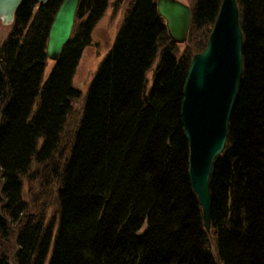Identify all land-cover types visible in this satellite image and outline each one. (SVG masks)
Masks as SVG:
<instances>
[{
  "label": "trees",
  "instance_id": "16d2710c",
  "mask_svg": "<svg viewBox=\"0 0 264 264\" xmlns=\"http://www.w3.org/2000/svg\"><path fill=\"white\" fill-rule=\"evenodd\" d=\"M63 1L24 0L0 45V264H264V0H237L243 73L211 178L210 233L190 181L182 102L191 60L206 48L223 0H195L182 50L157 0H132L61 154L81 95L76 70L110 7L81 0L72 37L45 78ZM36 166L47 169L38 179L57 182L49 221L24 196Z\"/></svg>",
  "mask_w": 264,
  "mask_h": 264
},
{
  "label": "water",
  "instance_id": "95a60500",
  "mask_svg": "<svg viewBox=\"0 0 264 264\" xmlns=\"http://www.w3.org/2000/svg\"><path fill=\"white\" fill-rule=\"evenodd\" d=\"M45 4L49 0H38ZM24 0H0V20L13 24ZM81 0H64L51 25L47 41L49 60L57 62L69 42ZM169 36L178 45L188 41L192 8L182 0H157ZM244 33L237 0H223L206 48L193 56L184 86L182 120L190 145L189 176L211 232L213 194L211 178L216 159L223 154L243 73Z\"/></svg>",
  "mask_w": 264,
  "mask_h": 264
},
{
  "label": "rangeland",
  "instance_id": "374dc122",
  "mask_svg": "<svg viewBox=\"0 0 264 264\" xmlns=\"http://www.w3.org/2000/svg\"><path fill=\"white\" fill-rule=\"evenodd\" d=\"M132 0H125L124 3L116 8L114 6L115 0H110V7L107 10L105 16L101 19L96 29L93 32L92 43L88 46L80 59L79 65L74 77V86L81 92L79 98L74 100L72 104L71 112L67 117L65 125V131L62 142V153L67 152L66 147L70 145V141L73 140L75 131L83 116L84 106L86 103L88 91L90 85L96 75V72L107 56L110 48L113 46L117 33L123 23L127 9ZM187 4L193 6L195 0H182ZM11 26H6L0 20V45L6 40L11 32ZM183 46H181V50ZM160 56H158L157 62L154 67L147 74V92H149L154 82V71ZM53 61H50L46 70L45 78L53 67ZM59 158V155L57 156ZM57 158V159H58ZM46 171L45 167L36 166L35 172L36 178L32 181L28 178H24V196L28 200L35 210H42L43 216L47 221L51 220L57 211V182L50 177L51 175H45V177L38 179L41 175L38 174L39 170ZM214 241L211 240V244ZM13 245V244H12Z\"/></svg>",
  "mask_w": 264,
  "mask_h": 264
},
{
  "label": "bare ground",
  "instance_id": "6f19581e",
  "mask_svg": "<svg viewBox=\"0 0 264 264\" xmlns=\"http://www.w3.org/2000/svg\"><path fill=\"white\" fill-rule=\"evenodd\" d=\"M236 100V99H235ZM235 105V104H234ZM232 116V115H231ZM231 120V119H230ZM189 165H190V163H189ZM195 192V191H194Z\"/></svg>",
  "mask_w": 264,
  "mask_h": 264
}]
</instances>
